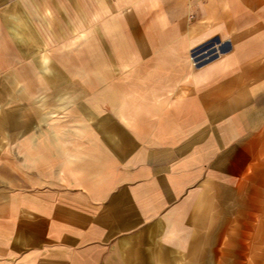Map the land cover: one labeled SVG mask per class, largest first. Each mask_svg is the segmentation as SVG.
I'll return each mask as SVG.
<instances>
[{
    "label": "crops",
    "instance_id": "obj_1",
    "mask_svg": "<svg viewBox=\"0 0 264 264\" xmlns=\"http://www.w3.org/2000/svg\"><path fill=\"white\" fill-rule=\"evenodd\" d=\"M0 264H264V0H0Z\"/></svg>",
    "mask_w": 264,
    "mask_h": 264
}]
</instances>
